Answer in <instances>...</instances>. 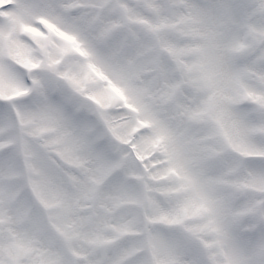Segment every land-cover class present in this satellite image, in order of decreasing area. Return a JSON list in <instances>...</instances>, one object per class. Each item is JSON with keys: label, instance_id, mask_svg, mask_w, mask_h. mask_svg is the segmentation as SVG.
Wrapping results in <instances>:
<instances>
[{"label": "snow or ice", "instance_id": "1", "mask_svg": "<svg viewBox=\"0 0 264 264\" xmlns=\"http://www.w3.org/2000/svg\"><path fill=\"white\" fill-rule=\"evenodd\" d=\"M0 264H264V0H0Z\"/></svg>", "mask_w": 264, "mask_h": 264}]
</instances>
